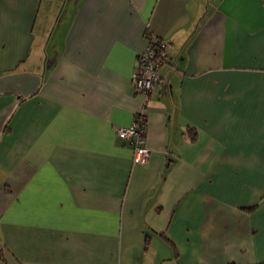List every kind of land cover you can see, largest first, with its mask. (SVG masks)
Returning a JSON list of instances; mask_svg holds the SVG:
<instances>
[{"label": "crops", "instance_id": "crops-1", "mask_svg": "<svg viewBox=\"0 0 264 264\" xmlns=\"http://www.w3.org/2000/svg\"><path fill=\"white\" fill-rule=\"evenodd\" d=\"M263 260L264 0H0V264Z\"/></svg>", "mask_w": 264, "mask_h": 264}, {"label": "built area", "instance_id": "built-area-1", "mask_svg": "<svg viewBox=\"0 0 264 264\" xmlns=\"http://www.w3.org/2000/svg\"><path fill=\"white\" fill-rule=\"evenodd\" d=\"M154 38L148 40L146 48L139 54L137 65L134 69L132 81L137 91L144 93L147 98L158 86L160 76L158 67L166 56V44L157 39V44H152ZM161 54L160 58L156 55ZM145 121L143 111L137 112L129 125L117 126L116 133L128 142L133 149L132 160L136 164H144L150 157V149L145 145Z\"/></svg>", "mask_w": 264, "mask_h": 264}, {"label": "trees", "instance_id": "trees-1", "mask_svg": "<svg viewBox=\"0 0 264 264\" xmlns=\"http://www.w3.org/2000/svg\"><path fill=\"white\" fill-rule=\"evenodd\" d=\"M146 36H147V39H148L149 41H150V39L154 38V40H152V44L154 45V47H156L155 45L157 44V39H158V41H159V40H162L159 36L155 35L154 33H151L150 31H148V32L146 33ZM162 41H163V40H162ZM164 42H165V44H166V49H167V42H166V41H164ZM156 56L160 58L161 54L158 52V54H157ZM161 58H163V61L166 60V58H165L164 56H162ZM163 61H162V62H163ZM228 264H235V263H228ZM254 264H264V260H263V261H260V262H256V263H254Z\"/></svg>", "mask_w": 264, "mask_h": 264}]
</instances>
